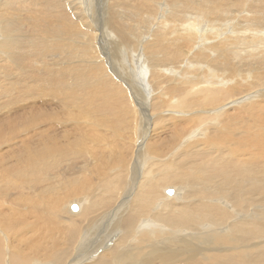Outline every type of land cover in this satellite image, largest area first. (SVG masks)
Returning a JSON list of instances; mask_svg holds the SVG:
<instances>
[{"label":"bare ground","instance_id":"1","mask_svg":"<svg viewBox=\"0 0 264 264\" xmlns=\"http://www.w3.org/2000/svg\"><path fill=\"white\" fill-rule=\"evenodd\" d=\"M104 1L0 0V264H264V0Z\"/></svg>","mask_w":264,"mask_h":264},{"label":"rangeland","instance_id":"2","mask_svg":"<svg viewBox=\"0 0 264 264\" xmlns=\"http://www.w3.org/2000/svg\"><path fill=\"white\" fill-rule=\"evenodd\" d=\"M86 4L89 5L90 7L93 6V9H94V13L95 15L98 14L97 12V7H99V9L101 11H103V8L104 7H107V3H105L104 0H91V3L89 2V0H85ZM106 4V5H105ZM105 5V6H104ZM104 6V7H103ZM96 23L100 26L101 23L96 21ZM103 27V26H102ZM101 32V31H100ZM99 32V34H100ZM100 38H103L100 34ZM100 48V47H99ZM7 51H3L2 52V55L0 56V72H1V67H4V66H13L14 68H18V64H21L20 63V58L18 57V60L15 59L14 56H11V55H8L7 56ZM134 54V53H133ZM136 54V53H135ZM65 56L66 57H73L67 50L65 52ZM118 64V63H117ZM115 64L116 68L119 69L122 67V65H117ZM147 64V63H146ZM52 65V64H51ZM144 66V67H143ZM44 66H42L43 68ZM108 69H109V66H107ZM128 67H130V63H128ZM138 67V68H137ZM115 68V69H116ZM54 71H57V69L55 67H53ZM131 69H133L135 72H136V76H137V81H141V78L143 77L144 75V71L146 70V66L144 64H137V65H134L131 66ZM111 72V71H110ZM142 75V76H141ZM57 81H60L61 77H57L56 78ZM135 80V79H134ZM61 82V81H60ZM62 83V82H61ZM63 84V83H62ZM10 84L7 85V87H9ZM129 91V90H128ZM140 93V92H139ZM0 94H4V93H0ZM6 99V98H5ZM4 98H2L1 101H5ZM21 100H24V98L22 97ZM31 101H28V103H30ZM134 102V101H133ZM26 103L27 102H24V101H21L19 103H15L13 104V107H16V105H21ZM134 106L135 103H133ZM3 111V112H2ZM7 111V109H2L0 112L4 113V114H7L5 112ZM8 111H11V110H8ZM0 113V114H2ZM10 115V114H9ZM8 119H12V120H15L16 117L15 115H11L10 117L8 116H5V117H0V126L4 123V126H6L7 124L5 123L6 120ZM4 120V122H3ZM134 120H135V114L134 112L132 111L131 113H127L126 116H123L120 120V124H119V127H117V121L116 119L109 115V116H106L104 118V122H105V128L103 130L100 131V133L103 135L102 138H107L108 141H112L113 142V145H112V148L110 150H107L106 151V157H110L111 155V152H114L113 154L117 157H120L122 156L121 152L124 151L125 149H128V148H132L133 144L135 143L136 139H137V135H136V132L134 130ZM141 120H143L142 118L140 119V123H141ZM79 121V118H75V122H78ZM7 122V121H6ZM95 122L94 119H90V118H87L86 122L84 123V128H83V131H82V134L79 135L78 137L81 138L82 142L84 143V140L85 138L88 139V138H92V131H91V124ZM142 124V123H141ZM3 127V126H2ZM113 129H118L119 130V133L118 134H113L112 131ZM5 134L4 132V127L2 128V132H1V135H0V138L1 136ZM132 134L134 136V141H130L128 136ZM15 137V136H13ZM16 138V137H15ZM75 139V138H74ZM76 140V139H75ZM79 145H81L78 141H76ZM138 144V143H137ZM94 146V144H93ZM3 151V150H2ZM1 151V152H2ZM103 156V154H102ZM73 207V206H72Z\"/></svg>","mask_w":264,"mask_h":264},{"label":"water","instance_id":"3","mask_svg":"<svg viewBox=\"0 0 264 264\" xmlns=\"http://www.w3.org/2000/svg\"><path fill=\"white\" fill-rule=\"evenodd\" d=\"M73 208H74V209H77V206L74 204V205H73Z\"/></svg>","mask_w":264,"mask_h":264}]
</instances>
